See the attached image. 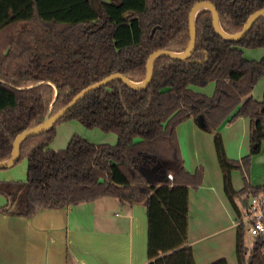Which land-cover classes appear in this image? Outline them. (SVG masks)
<instances>
[{
  "label": "trees",
  "instance_id": "1",
  "mask_svg": "<svg viewBox=\"0 0 264 264\" xmlns=\"http://www.w3.org/2000/svg\"><path fill=\"white\" fill-rule=\"evenodd\" d=\"M95 1L97 9L92 0H0V162L10 157L19 133L54 115L81 90L114 73L140 82L152 52L185 50L194 3L211 2L228 34L238 33L252 13L264 8V0ZM195 28L188 61L161 57L145 89L110 82L87 94L52 129L24 140L18 160H27L26 179L0 181V194L7 199L0 212L31 218L41 210L104 197L141 203L147 220L146 264H195L187 241L188 195L202 185L203 170L183 168L175 130L192 119L213 135L223 192L240 220L248 196L264 193V183H249L251 156L264 142V92L259 101L251 96L264 76V58L243 56L244 49L264 47V16L237 42L214 32L207 11L196 14ZM209 83L214 84L211 96L194 90ZM238 117L249 120V153L234 160L226 155L219 129ZM65 121L113 133L116 143L96 144L73 134L65 148L53 150L55 128ZM233 171L241 174L238 191ZM245 232L239 223L237 264H264V237H254L248 249Z\"/></svg>",
  "mask_w": 264,
  "mask_h": 264
},
{
  "label": "crops",
  "instance_id": "2",
  "mask_svg": "<svg viewBox=\"0 0 264 264\" xmlns=\"http://www.w3.org/2000/svg\"><path fill=\"white\" fill-rule=\"evenodd\" d=\"M242 120L240 147L230 159H240L247 149L244 135L245 129H249V120ZM69 131L66 128L65 135L60 133L67 144L71 137ZM175 133L183 168L189 173L198 167L203 170V186L197 192L189 190L188 195L187 241L195 264H210L219 259H225L226 264H237L238 224L223 195L214 147L212 150L210 139L192 119L177 126ZM98 141L116 143L110 137L101 136ZM56 147L52 149L59 150L62 146ZM26 167L27 162L17 170L13 166L0 170V181H25ZM241 188L234 187L236 191ZM6 203L7 199L0 194V207ZM146 243V209L141 203L128 205L104 197L60 209L41 210L31 218L0 212V264H146Z\"/></svg>",
  "mask_w": 264,
  "mask_h": 264
},
{
  "label": "water",
  "instance_id": "3",
  "mask_svg": "<svg viewBox=\"0 0 264 264\" xmlns=\"http://www.w3.org/2000/svg\"><path fill=\"white\" fill-rule=\"evenodd\" d=\"M92 4L95 9L98 8V5L95 0H92ZM207 11L211 15V25L214 32L224 41L228 42H237L244 38L249 32L252 25L260 18L264 16V8L259 9L252 13L243 24L241 30L235 34L226 33L221 25L218 13L216 11L215 6L209 1H200L193 4L189 13H188V36L189 42L185 50L182 52H172L166 50H157L152 52L145 64V77L140 82H133L127 77L123 76L119 73H114L102 78L97 83L88 86L87 88L81 90L77 93L69 103L57 111L54 115L50 116L49 113L45 117L44 121L38 126L25 130L19 133L13 141L11 155L7 160L0 162V170L9 169L16 164L19 157V147L21 143L29 137L38 136L46 133L50 129H52L55 124L64 116V114L69 111L72 107H74L80 100H82L87 94L92 91H96L102 87H105L107 84L113 81H121L124 86H126L130 90L140 91L145 89L151 81L152 73H153V65L155 61L161 57L169 58L173 61H188L190 56L192 55L195 48L196 41V28H195V17L199 11ZM89 27V26H88ZM87 27V28H88ZM153 32V30H152Z\"/></svg>",
  "mask_w": 264,
  "mask_h": 264
},
{
  "label": "rangeland",
  "instance_id": "4",
  "mask_svg": "<svg viewBox=\"0 0 264 264\" xmlns=\"http://www.w3.org/2000/svg\"><path fill=\"white\" fill-rule=\"evenodd\" d=\"M243 56L246 60L259 61L262 58H264V47L258 48V49H244L243 50ZM194 89H198L200 93H202L206 96H211L213 94V91H214V84L209 83L204 87H199V88H194ZM263 91H264V76L259 79L256 86L254 87L253 93H252L253 97L258 99V100H261ZM232 114L233 113H231L229 116H231ZM242 119H246V118L238 117V118H235L230 123L224 122V124H222L220 129H219L220 134H221L222 139H223L225 152H226V155L228 158H231L233 155L235 156L237 148L240 147L239 142H240L241 138H240L239 132H242V128L240 126V123L243 121ZM230 125H234L233 126L234 129L233 128L231 129ZM73 127H77V129H75L76 131L74 130ZM66 128H70L69 132H70L71 136L73 134H77V135H80L81 137L83 136V138H85L86 140H88L90 142L110 144L109 142H106V141H102V142L98 141L100 136L103 138L110 137L111 139H114V143L116 142V135L113 133H103L98 129H91L90 130V129L83 127L82 125H80L76 121H65V122L58 124L55 128L56 137L54 138V140L51 143L52 148L56 147V145L62 146V147H60L61 149L66 147L67 143L64 142L65 138H62V136H61V135H65L64 129H66ZM235 129H237V131H236L237 133L235 134V137H234L233 134L235 133ZM60 133H61V135H60ZM204 135H206V137H208L210 139V146L213 150V135L209 134V133H206ZM244 138H245V148H247V149H245V151H243V153H242V155H240V157L247 155L249 153V129H247V128L245 129ZM114 143H112V144H114ZM56 148H58V147H56ZM240 157H238V158H240ZM26 162H27L26 158L22 157L20 160H18L16 162V164L13 167H14V169L17 170V169H19L20 166L24 165V163L26 164ZM231 180H232L233 187H236V189H239L242 186V179H241V174L239 171H233L231 173ZM233 180H235V183ZM263 181H264V142L261 145L259 153L251 156L250 169H249V183L251 185L256 186V185L261 184ZM202 186H203V182L199 188L191 189V191L197 192L201 189ZM253 241H254V237L251 236L250 234H248L247 232H245L244 244L248 249L251 248Z\"/></svg>",
  "mask_w": 264,
  "mask_h": 264
},
{
  "label": "built area",
  "instance_id": "5",
  "mask_svg": "<svg viewBox=\"0 0 264 264\" xmlns=\"http://www.w3.org/2000/svg\"><path fill=\"white\" fill-rule=\"evenodd\" d=\"M168 180H172V175H167ZM241 219L237 224L243 223L246 232L253 237H264V193L249 195L247 206L241 211Z\"/></svg>",
  "mask_w": 264,
  "mask_h": 264
}]
</instances>
